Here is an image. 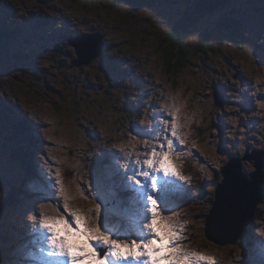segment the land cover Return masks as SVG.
Instances as JSON below:
<instances>
[{
  "label": "rangeland",
  "instance_id": "obj_1",
  "mask_svg": "<svg viewBox=\"0 0 264 264\" xmlns=\"http://www.w3.org/2000/svg\"><path fill=\"white\" fill-rule=\"evenodd\" d=\"M158 1L161 3L139 7L120 0H0V7L6 11L0 14L1 27L12 29L16 22L29 19L39 22L50 19L51 23L46 25L45 31L47 40L52 41L34 44L36 31L25 39L18 35L0 40V94L15 102L20 116H29L34 121L35 134L42 139L41 150L32 158L35 179L25 176L19 165L10 161L0 137V232L3 231L1 236L4 237L13 235L8 228L17 224L20 233L15 235L13 243H0V247L9 248V255L17 256L22 264L54 262L40 251L41 247H47L41 243L47 239V233L39 232L42 240L31 244L29 226L38 223L39 217L34 221L31 217L35 213L28 209L43 192V188L38 192L33 186L44 185L49 170L54 173L59 168L66 191L76 197L70 201L71 205L86 212L99 202L91 200L85 183L92 177L95 158L111 152L115 153L108 157L113 161V169L123 163L134 164L137 156H143L144 138L133 139V127H147L150 120L165 112H176L181 125L179 133L185 139L183 145L177 146L179 159L174 162L184 175L192 177L188 186L191 191L186 193L190 201L181 206L174 198L172 207L179 214L180 222H186L184 246L214 256L218 264H245L246 261L259 264L260 250L256 246L247 251L243 238L234 244L218 245L204 235V226L212 202L210 181L216 178L215 172L226 165L229 157L245 155L248 150L264 151V109L260 107L264 103V63L261 62L264 58V0H229L203 16L193 5L200 20L191 29L185 48L190 62L176 77L165 73L163 54L166 47L176 56L180 55L166 38L168 31L178 27L187 0H168L163 4L162 0ZM224 16L237 22L239 30L234 41L216 42L212 51H201V55L193 56L201 30L212 31L214 37L223 39L229 35V29L224 28L219 33L216 28ZM58 23L61 28L65 25L73 28L74 32L85 31L83 35L89 39L83 47H88L90 55L98 52V44L102 42L100 31L105 43L102 55L87 66H74L71 62L76 59L73 47L71 50L64 44L62 37L54 40L55 34L63 35L61 31H54ZM98 33L101 39L97 41ZM76 45L81 46L82 42ZM43 46L54 50L51 52ZM28 51L35 54L31 53V59L25 56ZM41 54L43 63L38 61ZM18 55L23 57L22 62L16 60ZM111 57L118 59L117 64L129 65L128 78L117 80L109 74L103 60ZM118 68L120 70V66ZM126 89H133L132 93L143 101L136 106L140 114L134 106L124 105ZM214 91L222 97L221 102L215 101ZM152 97L156 98L154 105L147 102ZM152 142L149 139V144ZM119 145L130 154L127 159L114 147ZM252 164L244 160L246 172L253 170ZM104 165L110 167L107 158L99 168L103 170ZM113 171L108 168L102 177L112 190L113 186L122 185L121 181L114 180ZM209 172L212 173L210 180L207 179ZM108 177L111 178L107 180ZM27 185L34 191L30 190L28 196L20 190ZM11 190L17 191L14 203L3 208L7 201L4 195ZM82 192L88 199L81 198ZM116 196L122 197V210L132 207L127 192L122 196L116 193ZM261 204L253 223L254 233L259 234L255 240L259 248L264 242ZM36 211H40L39 204ZM46 211L48 215L58 214L55 205H48ZM4 219H7L6 226L2 224ZM119 219L127 224L124 217ZM23 235L26 238H22ZM26 245L32 248L33 255L25 261L21 249Z\"/></svg>",
  "mask_w": 264,
  "mask_h": 264
},
{
  "label": "snow or ice",
  "instance_id": "obj_2",
  "mask_svg": "<svg viewBox=\"0 0 264 264\" xmlns=\"http://www.w3.org/2000/svg\"><path fill=\"white\" fill-rule=\"evenodd\" d=\"M261 62L264 63V58ZM260 107L264 109V103ZM180 127L176 112L160 114L147 127H133V139L144 138L143 156H137L134 164L123 163L115 169L121 176L123 189L130 193L131 208L122 210V201L102 179L109 166L104 165L103 170L99 166L115 153L95 158L92 177L85 183L91 200L99 202L86 212L71 205L70 201L76 197L66 191L59 168L54 173L49 170L47 182L33 186L38 192L43 188V192L28 209L35 213L31 217L34 221L39 217L38 223L29 226L31 244L41 239L39 232L47 233V239L41 242L47 247H41L40 251L47 258L66 260L67 264H218L214 256L184 246L186 222H180L179 214L172 210L174 196L190 192L188 186L192 183V177L184 175L174 162L179 159L177 146L185 143ZM149 139L153 141L151 144ZM114 147L119 148L125 159L129 157L123 145ZM207 179H212L211 172ZM81 198L88 196L82 192ZM48 205H55L58 214L48 215ZM120 217L127 220L126 225L120 222ZM32 255L30 246L21 249L23 260ZM259 264H264V242L260 245Z\"/></svg>",
  "mask_w": 264,
  "mask_h": 264
},
{
  "label": "trees",
  "instance_id": "obj_3",
  "mask_svg": "<svg viewBox=\"0 0 264 264\" xmlns=\"http://www.w3.org/2000/svg\"><path fill=\"white\" fill-rule=\"evenodd\" d=\"M86 1L92 2L93 0H86ZM165 1H168V0H162V4ZM120 2L124 4H128V5H136L139 7H145V6L149 7V6L155 5L156 3H161L158 0H120ZM184 9H185L184 15L178 19L180 21L178 23V27L176 29L173 28L172 31H168L167 33L168 36L166 40L169 41L171 47H174L175 51L180 54V55L177 54L176 56L175 53L170 52L168 48L164 47L165 55L163 54V58H164V63H165V73L169 77H176L178 73L183 70L182 68L185 67L187 63L190 62V60L187 59L185 48L187 46V41H188V38L190 37V33L192 31L191 29L196 27V23H198L200 20L195 13V10L193 7V0H187V3L185 4ZM2 12H6V11L0 10V14H2ZM1 18L2 17L0 16V19ZM50 24H51L50 19H44L40 22H38L37 20L31 21V22L21 21L16 27H13L12 29H8L7 27L0 26V40H8L16 36L18 37L19 34L24 35V36H29V34H32L34 31L39 32L40 34L43 30L44 31L43 34L45 36V42L52 41V40H47L46 31H45L46 25H50ZM216 28L218 29L219 33H222V30H224V28L229 29V35H227L223 39L221 37H214L212 31H209L206 29L201 30V32H199V35H198L199 37L197 39L198 47H197V50H195V52L193 53V56L197 54L201 55V51H204V52L212 51L214 43L216 45V42H219L220 44H223L224 40L233 42L235 39V35L237 34L239 30L236 20H232L231 17L227 18L225 16L223 17L220 23L216 24ZM99 33L103 35L100 31ZM54 36H55L54 40L55 39L57 40L59 39L60 36H62V34H59V36L55 34ZM64 44H66L72 50L71 45L67 41H64ZM47 47H48V50H50L51 52L54 50V48L51 46H47ZM71 50L69 48L66 50L69 53V55L71 54ZM31 53L32 52L30 51L26 53L25 56L27 57V59H31ZM12 54L15 55V52H13ZM73 54H75L76 56V59L71 60L72 64L74 65V63L77 61V54L75 50ZM32 55H35V54L32 53ZM41 56L42 57L38 59L39 63H43V54H41ZM17 57L18 58L16 60L19 62H22L23 59L21 58L23 57H20V55H18ZM50 57L53 58L52 55H50ZM103 61L110 75H113L114 77H116L117 80H120V79L122 80L123 78H125V75H127L128 73L127 72L129 68L128 64L127 65L123 63L117 64L116 59H108V60L105 59ZM10 65H13V64H10ZM118 66H120V70ZM132 91L134 92L133 89ZM132 91L130 89H126L124 91L125 93L124 105L134 106L136 113L140 114V112L137 111L136 106L138 103H142L143 101L139 100V98L137 97L138 95L136 93H134L135 94L134 95ZM155 99H156L155 97H152L147 102L149 104L154 105ZM14 105H15V102L11 103L10 98L5 96L3 93L0 94V125H1L0 126V137H1V140L3 141V146L6 149V152H7V155L9 156L8 158L10 159V161L12 160V162L17 163L19 165V168H21L22 173L25 176L34 177L33 175L36 173V171L34 169V161L32 158L33 157L35 158L36 153L41 150L40 146H41L42 139L40 138V136H37L35 134L36 126L34 125L35 124L34 121L30 119L29 116H20V113L16 111ZM108 161H110V159L107 157V162ZM31 172L33 174H31ZM114 176H118V180H119V177H120L119 174L115 173L113 175V178ZM215 177L216 178H213L210 181L211 188H214V185L219 180L220 178L219 172L215 174ZM109 178L111 177H108L107 180H109ZM31 188H32L31 186L27 185L26 188L22 187L20 188V190L21 191L24 190V193H26L28 196L29 192L31 193L30 191L32 190ZM118 189H119V193L122 196L123 194L122 189L120 188ZM210 194H211L210 200H212L213 189L210 191ZM183 195L184 194L178 195L176 199L180 200L181 202H184V200H186L187 197H183ZM4 196L7 199V201H5V204H3V208H8L9 205L14 203V198H16L17 196V191L11 190L10 192L5 193ZM256 218H258V214H256L255 219ZM6 220L7 219H4L2 223L3 226H6L7 224ZM255 221L256 220H254L253 222ZM252 228H253V223L251 227L246 230L248 235L246 238H244L246 242L245 249L247 251L251 249V246H256L260 250V248L256 245V242H255V239L258 238L256 236L257 233H254ZM8 229L10 230V232L13 233V235L7 234L8 237H4V236H1V233L3 231L0 232V243L10 242V241L14 242L15 235L20 234L18 231L17 224L16 226L14 225L13 227L8 228ZM9 254H10L9 248L6 250V246L0 247V262H2V264H5V263L22 264L21 259L19 258L17 259V256L11 257Z\"/></svg>",
  "mask_w": 264,
  "mask_h": 264
},
{
  "label": "water",
  "instance_id": "obj_4",
  "mask_svg": "<svg viewBox=\"0 0 264 264\" xmlns=\"http://www.w3.org/2000/svg\"><path fill=\"white\" fill-rule=\"evenodd\" d=\"M228 1L193 0V5L199 15L203 16L204 13H211ZM98 35L96 36L97 41L101 39L99 33ZM82 37H87V35L80 33L66 37L77 54V61L74 63L77 67L90 64L102 52L100 42L98 52L90 55L88 47H83L85 40L80 39ZM76 42H82V45L78 46ZM214 94L215 101L221 102L222 97L217 96L216 91ZM246 152L245 155L232 157L221 169L222 178L215 185L212 206L205 219L204 233L206 237L220 245L235 243L242 237L245 228L252 222L257 206L264 195V151ZM244 160L253 162L255 169L252 172L244 171L242 164Z\"/></svg>",
  "mask_w": 264,
  "mask_h": 264
},
{
  "label": "clouds",
  "instance_id": "obj_5",
  "mask_svg": "<svg viewBox=\"0 0 264 264\" xmlns=\"http://www.w3.org/2000/svg\"><path fill=\"white\" fill-rule=\"evenodd\" d=\"M85 31H80V33H84ZM61 37V36H60ZM68 42V41H67ZM104 46H105V43H104V39H103V35H102V42H101V49H102V52H101V54H100V56L102 55V53H103V50H104ZM114 54V53H113ZM112 54V55H113ZM99 56V55H98ZM89 65V64H88ZM125 65H127V64H125ZM87 66V65H86ZM77 67V66H76ZM80 68V67H79ZM3 142V141H2ZM8 151H9V149H8ZM10 153V152H9ZM9 157V156H8ZM12 161V160H11ZM22 234V233H21ZM22 238H26V236H22ZM11 243H13V242H11Z\"/></svg>",
  "mask_w": 264,
  "mask_h": 264
},
{
  "label": "bare ground",
  "instance_id": "obj_6",
  "mask_svg": "<svg viewBox=\"0 0 264 264\" xmlns=\"http://www.w3.org/2000/svg\"><path fill=\"white\" fill-rule=\"evenodd\" d=\"M41 162V161H40ZM116 169V168H115ZM115 169H113L114 171H113V173L115 174ZM113 174V175H114ZM114 178H115V181H118V176H114ZM26 192V191H25ZM178 195H176V196H174V198L176 199V197H177ZM178 202H181L180 200H178V199H176ZM42 240V239H41ZM258 261V260H257ZM67 264V263H66Z\"/></svg>",
  "mask_w": 264,
  "mask_h": 264
}]
</instances>
